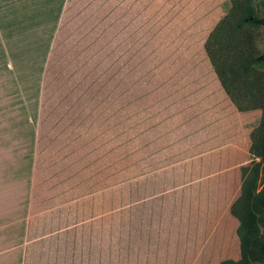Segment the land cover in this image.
I'll use <instances>...</instances> for the list:
<instances>
[{"label":"rangeland","instance_id":"rangeland-1","mask_svg":"<svg viewBox=\"0 0 264 264\" xmlns=\"http://www.w3.org/2000/svg\"><path fill=\"white\" fill-rule=\"evenodd\" d=\"M263 4L253 7L264 17ZM230 7V0H69L55 34L42 37L50 39L47 58H8L0 37V264H58L74 244L82 250L103 238L100 228L121 227L129 205L132 226L139 130L153 127L155 116L186 122L206 91L228 97L204 45ZM256 35L264 56V28ZM251 104L264 106V98ZM255 110L252 132L262 118ZM260 149L236 206L238 264H264V143Z\"/></svg>","mask_w":264,"mask_h":264},{"label":"crops","instance_id":"crops-1","mask_svg":"<svg viewBox=\"0 0 264 264\" xmlns=\"http://www.w3.org/2000/svg\"><path fill=\"white\" fill-rule=\"evenodd\" d=\"M68 1L0 0V37L7 57L47 58L50 39L44 38L47 43L42 44V37L55 34ZM209 96L206 91L193 101L186 122L163 115L158 123L155 116L153 127L139 130L132 226L125 216L126 212L130 216L129 205L127 210L123 207L121 227L100 228L103 238L95 242L91 237L81 244L82 250L74 244L73 256L59 255L58 264H235L241 260L239 221L232 206L241 196L244 172L251 162V133L258 111L240 112L228 97Z\"/></svg>","mask_w":264,"mask_h":264},{"label":"trees","instance_id":"trees-1","mask_svg":"<svg viewBox=\"0 0 264 264\" xmlns=\"http://www.w3.org/2000/svg\"><path fill=\"white\" fill-rule=\"evenodd\" d=\"M230 1L231 7L228 13L213 28L204 48L223 90L237 110L240 112L262 110L259 127L251 133L252 144L250 148L253 157L262 158L263 153L260 147L264 143V106L251 103L254 98L260 95L264 98V86H262V82H264V56L258 52L256 42V32L264 28V17L258 14L259 8L253 7L254 2L264 0ZM236 39V43L230 45ZM244 182L242 183L241 195L245 188ZM258 197L261 198L264 209V189ZM239 200L240 198L232 206V213L239 222H242L236 212Z\"/></svg>","mask_w":264,"mask_h":264}]
</instances>
